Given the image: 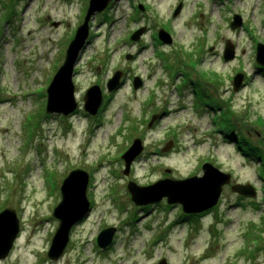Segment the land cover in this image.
Masks as SVG:
<instances>
[{"label": "rangeland", "instance_id": "rangeland-1", "mask_svg": "<svg viewBox=\"0 0 264 264\" xmlns=\"http://www.w3.org/2000/svg\"><path fill=\"white\" fill-rule=\"evenodd\" d=\"M177 1L182 9L174 16ZM88 2L0 0V211L13 208L19 220L0 264H157L162 258L167 264H264L260 161L225 135L232 120L235 135L264 154V71L255 62V46L264 43V0H114L89 21L72 78L77 109L46 114V88ZM138 3L147 8L138 10ZM234 14L241 24L232 29ZM145 23L170 30L173 44L159 46L148 32L131 40ZM226 42L235 52L227 61ZM118 70L121 83L108 92ZM238 72L243 86L233 91ZM134 78L141 81L136 89ZM93 85L102 102L90 116L82 104ZM135 138L142 150L125 175L121 156ZM204 162L230 173L232 183L252 184L255 197L226 185L215 208L193 219L165 198L140 206L130 199L129 181L147 186L201 175ZM154 166L157 173L143 179ZM78 167L89 172L91 209L72 227L61 257L51 260L46 253L58 226L52 211L59 186ZM106 228L114 229L112 243L101 249L97 236Z\"/></svg>", "mask_w": 264, "mask_h": 264}, {"label": "water", "instance_id": "water-1", "mask_svg": "<svg viewBox=\"0 0 264 264\" xmlns=\"http://www.w3.org/2000/svg\"><path fill=\"white\" fill-rule=\"evenodd\" d=\"M111 0H89V4L82 23L76 28L73 38L67 45L62 64L54 73L46 89V114L70 115L77 108L72 82L73 69L79 59V54L88 42L89 21L95 13L101 12ZM142 10V6L139 5ZM180 10V4L175 8V16ZM241 18L234 14L230 27L240 26ZM144 28L133 32L130 39L137 41ZM158 38L161 42L171 43L169 33L160 29ZM255 61L264 67V43H257ZM234 46L230 42L225 43L223 59L225 61L234 58ZM130 55L127 56V58ZM121 71H116L107 81L106 87L110 92L121 83ZM243 73H236L232 79L233 91H238L243 85ZM141 81L133 80V88H138ZM102 93L97 85L89 87L83 95V109L92 116L97 114L101 105ZM167 148H163L166 150ZM142 144L139 138H135L128 149L122 154L124 161L123 173L128 175L131 162L141 153ZM201 175H193L182 179H161L147 186H138L129 181L126 185L130 198L136 205L154 203L165 198L168 204H180L183 213L197 214L213 207L222 192L223 186L231 182L230 173L224 172L209 162L201 165ZM89 183V173L82 168H75L67 173L60 184V200L53 209L52 216L58 220V227L52 236L47 257L58 260L69 240L71 228L87 217L91 204L86 191ZM231 191L246 197H255L256 190L249 183L235 182L231 185ZM19 231V220L13 208H6L0 212V258L5 257ZM113 228H106L99 232L97 245L103 249L112 242ZM157 264H167L162 258Z\"/></svg>", "mask_w": 264, "mask_h": 264}, {"label": "trees", "instance_id": "trees-1", "mask_svg": "<svg viewBox=\"0 0 264 264\" xmlns=\"http://www.w3.org/2000/svg\"><path fill=\"white\" fill-rule=\"evenodd\" d=\"M263 71H264V69H263ZM214 106L220 108L219 105H214ZM230 112H232V111H230ZM261 119L262 118H259V120H261ZM227 123H228L227 125L230 126L231 128L228 129V131L225 133V135L229 136L232 139H235L237 142L238 149L241 150L243 153H245L247 156L252 157V158L255 157L256 159H259V161H260L259 162V169H260L259 175L264 180V154L262 151H260V147H259V152H254L255 149L258 151L257 147L255 148L252 146H248L245 137H243L242 139L241 138L239 139L235 135L234 131H235L236 127H235V124L233 123V121L228 120ZM248 136L249 135L247 134V137Z\"/></svg>", "mask_w": 264, "mask_h": 264}, {"label": "flooded vegetation", "instance_id": "flooded-vegetation-1", "mask_svg": "<svg viewBox=\"0 0 264 264\" xmlns=\"http://www.w3.org/2000/svg\"><path fill=\"white\" fill-rule=\"evenodd\" d=\"M114 0H112L109 4H108V6L107 7H109L110 5H111V3L113 2ZM139 4L140 3H138L137 4V9H138V6H139ZM178 4H180L181 5V8L180 9H182V2H180V1H177V4L175 5V7L178 5ZM143 5V6H142ZM141 6H142V8L143 9H146L147 8V4L146 3H143ZM175 9V8H174ZM179 11H181V10H179ZM179 13V12H178ZM177 13V14H178ZM145 16V14H143V17ZM145 26H140V25H138L131 33H133L135 30H137V29H139V28H144V33H143V35H142V37L141 38H143V37H145V35H146V32H148L149 33V35L151 36V38H152V40L154 41V43L155 44H158L159 46H170V45H172L173 44V39H172V42L171 43H169V44H166V43H163V42H161L159 39H158V30L160 29V28H157V29H155V30H151L150 28H149V24L148 23H145L144 24ZM164 30H166L170 35H171V32H170V30H168V29H166V28H164ZM171 37H172V35H171ZM145 47V46H144ZM184 54V56H185V58L186 57H190L191 58V53H187V52H184L183 53ZM264 68H261V70H263ZM101 110V108H99L98 109V112ZM98 114V113H97ZM240 196V195H239ZM215 208V206L212 208V209H214ZM212 209H207V210H205V211H202V212H200L199 214H195V215H192V216H190L189 215V218H191V219H193V218H199V217H201V216H204V215H206V214H208ZM186 217H188V216H186Z\"/></svg>", "mask_w": 264, "mask_h": 264}, {"label": "bare ground", "instance_id": "bare-ground-1", "mask_svg": "<svg viewBox=\"0 0 264 264\" xmlns=\"http://www.w3.org/2000/svg\"><path fill=\"white\" fill-rule=\"evenodd\" d=\"M179 5V4H178ZM177 5V6H178ZM176 6V7H177ZM180 8H181V5H180ZM257 45V44H256ZM255 48H256V46H255ZM256 57V56H255ZM256 62V61H255ZM257 63V62H256ZM258 64V68H259V63H257ZM261 67V66H260ZM261 68H263V67H261ZM157 170H158V168H156V166H154V168L150 171V172H148V173H144V174H142V178L143 179H149V178H151V177H153L156 173H157Z\"/></svg>", "mask_w": 264, "mask_h": 264}]
</instances>
